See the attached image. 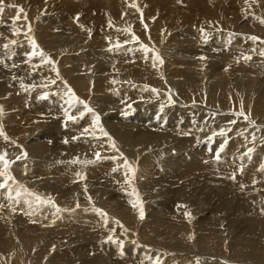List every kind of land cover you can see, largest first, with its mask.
I'll return each instance as SVG.
<instances>
[{"label": "rangeland", "instance_id": "1", "mask_svg": "<svg viewBox=\"0 0 264 264\" xmlns=\"http://www.w3.org/2000/svg\"><path fill=\"white\" fill-rule=\"evenodd\" d=\"M6 1L4 2L5 7L9 3V0H6ZM108 1H109V5L110 4L112 5L110 7V11H108L107 13H105V11L103 10L104 7H101L99 4L97 5V2L99 3V0L98 1L97 0H93V1L92 0H67V2L66 0H43V1L42 0H16L15 2V4H17L19 7L23 6L22 8L24 9V12L20 14L22 19L19 21H16L17 23L16 25H18L20 29L21 28L26 29V30L25 29L20 30L19 31L20 35L21 34L30 35L31 31L34 30V27L39 25V28H40L39 39H40V42L43 48L41 49L36 48L38 49V51L42 50L44 55L46 53H49V55H51L52 56L51 58L53 59V57L56 54L53 53V50L52 51H48V50H49V47L53 46L55 42L58 40L57 42L59 44L60 49L56 57H58L57 65L59 68H56L55 65L47 62L46 57L42 58L39 55H37V57L33 56L32 50L30 51L25 50V51L20 52L19 54H15L12 56L4 54L2 58L0 57V91L4 94L1 98L2 100H5L7 103L6 107H8V109L6 112L7 113L14 112V114H17V117L20 120V122L9 120L8 122L2 125L4 133H6V135L10 138L8 141H6L2 136H0V154L5 153V152L7 153L6 159L11 162L10 163L11 167L9 166L10 168H8L6 171L8 175L14 178L11 180H7V183L4 189L3 188L0 189L2 192V193L0 192V206H2L0 207V214H4V216H6L5 219L9 218L11 220V223L9 222L10 224L9 227H11L13 231L15 230L14 232L16 233L17 235L16 238L18 239V240H14L13 242H11L10 243L11 246H9V244L6 246L7 251L11 250L9 251L8 254L0 250V252L2 251L0 253V261L4 262L9 257H12L14 260L15 256L20 254L19 252H21L22 255H29L30 252H33V255H35L36 252L34 251H36L38 249V246H40L41 248L45 247L48 249L46 250L44 248L43 252L41 253L42 255L44 254L43 258H48L50 254L53 255L55 252L60 251L62 249L64 253H66L67 256L69 255L68 257L70 258L72 257L73 259L75 258L74 260L75 262L73 264H82L83 260L91 261L92 259H93L92 264H101V263H98L96 259L98 257H101L99 258V260L102 259V261H107L106 264H109L110 261L116 262L118 264H138L140 263L143 260V258L141 257V251L140 249L133 248L131 245H135L134 244L135 239H136V242L137 241L140 242L141 239H139L138 236L133 234V232L131 231V228L127 229L126 232L122 230L123 228L120 227V225L116 223V220H112L107 217V219L110 220V222H108L107 225H104L106 222L103 223L99 221V223L101 224L99 227L103 225L99 232L101 231L102 232L104 231V232L103 233L101 232L100 234L99 232H94V233H98L101 237H99V235L95 237H88L89 234L87 232H89L90 230L89 227H91L93 225L92 223H95L96 221L94 220V218H98L100 220L101 218H103L99 214H97V212L93 211V209L97 208V209H102V210L106 209L107 211H111V210L119 209L124 203H126L127 205L129 204L128 206L132 207L131 205L132 199H128V198H131L130 196H133L132 195L133 189H130L124 186L125 184L128 185V183H126L125 180L124 181L122 180L123 178H125L123 175H125L127 171L124 162L129 161L130 163H132L133 165L132 168L136 171V167L138 164L135 165L134 163L138 162L137 160H139L142 157V155L146 156L149 154L150 156H152V159L150 160L153 161V156H155L153 155L154 153H161V155L166 154V152H168V149H170L171 147H173L172 149V152H173V150L175 149L174 146H176L182 149L183 154L193 156V162L191 164L193 165L192 170H191L192 175H196V176L202 175V177H205L208 180V176L216 174L217 175L216 177H218L219 179H223V186L221 187L214 181H198L196 183L186 184L181 187H176V188L167 187L166 188L165 186L167 185H165L164 182L166 184L167 183L171 184L172 183L171 180H173L171 178V180L167 179V182L165 181V179L164 181L161 180L160 183L157 184L159 186V188H157L155 187L156 185H153V184L151 185L150 183H149V186L146 185L147 187H145L140 177H137V178L134 177L131 180V183H137V184H138L137 180H140L141 182L140 184H142L140 189L145 195L144 196L145 201L141 200L139 197L138 198H139V201H141L144 206L149 207L148 213L146 215L144 214V218L146 217V220L145 222L143 221V224L141 221L139 231L141 232L146 231V229L150 225L153 224V222L155 221L157 216L160 214V212H163V214L160 215L162 217V219L160 217V221L165 220L164 224H166L165 225L166 227L164 228L168 229L171 224L172 227H178L179 229L183 230V231L179 230L180 232L181 231L184 232L181 234V233L173 231L169 234L168 239L171 240L172 242L175 241L174 239H172V237L176 233L180 235L181 238L180 237L178 238L181 239L182 241L177 239L176 241L177 243L174 244L175 251L170 250L171 252H169L166 248H165L166 250L160 249V251L164 253L163 254L161 253L160 255H156V258L154 259L155 261L153 260L154 264L156 263L157 260L160 261V259H161L160 264L162 263L171 264L172 262H173L172 264H192L194 262H195L194 264H234V263L235 264H264L258 261L255 262L254 259H252L253 255L248 249V246H246L245 244V242L252 243L256 246L255 247L256 249L258 245L261 248L264 247V236H263L264 235V227H263L264 226V196H262V199L260 198V201L262 202L261 205H257V204L246 205L241 202L243 200H239V203L240 202L241 203L234 204V207L231 206L230 208H227L225 206L227 197L230 198L229 200L234 199V201H238V197H240L241 194L245 193L244 191H241V190H244L245 188L249 187V185H253V186L258 185V183L256 182H258L261 178V177L257 178V176L260 174V169H261V166H260L261 164L259 162H260V157H264V151L262 153L260 152L253 153L256 161L253 158L252 160L248 161L249 163L248 165H245L244 169H246L245 171L247 172V174L241 178V184L243 185L244 189L241 187L239 190L240 181H236V175L233 169L236 167L238 162H243V159L245 160V154L247 153L250 154L249 152L254 151L257 148V146L256 144H252L249 141V143H246L248 146L246 144L243 146V149H242L243 153H241V158L235 157V155H233L232 160H228L229 156H225V154L220 153L219 156L224 155V157L227 158L225 159L224 164L223 162H220L219 159H217V156L212 155L208 157L207 156L209 154L208 142L210 141V139H212L211 142L215 143L216 141L213 140L215 136L214 133H217V135L220 133V131L218 130H216V132H214L213 134L211 133V129L217 128V124L215 125L214 119L209 120V122L207 120L209 119L207 118L209 114L210 113L214 114V113L210 112L209 109H202V108L207 107L206 105L208 101H204L203 104L199 103L198 101V109H190V110H195L193 113H198V112L203 111L204 115L201 116L200 119H198L199 115L197 116V119H198L196 120L197 123L195 121H194L195 123L193 121L190 122L192 120V118H190L188 119V124L186 123L187 127L184 126L185 125L184 122H179L180 125H175L173 122H170L168 126H161V124L165 123V121L163 120L165 119L168 113H180L182 115V111L186 113L187 110L183 109V105H184V101L182 100V98L184 99L183 96L180 97L179 95H176V94L172 95L169 89L166 90L167 92H164V90L154 88L155 92L153 89L152 91L155 95L144 96V98H146L147 100L152 98L153 101L142 103L144 105L138 104L137 108L139 109L135 108L136 106H133L132 108L131 107L127 108L128 111H125V110H121V106L117 104L115 107L111 108V111H113L112 112L113 116L107 115L106 114L107 110L105 109L98 110L96 113L100 117L99 121L101 122V124L97 129L103 128L104 131L108 133V136H105L102 138L94 137L93 136L94 133L90 131L85 133L83 130L82 132H75L73 134H68L66 132L56 130L58 121L56 120L55 117L57 116V114L60 115L61 113H65V111L64 112L63 110L60 111L57 108L60 105V103H57L58 100L49 101L47 103H44L43 106H40L38 108L40 110L33 109V110H30V113H29V110H27V107L29 106L31 100L32 99L34 100L35 97L36 98L37 96L40 97L41 95L46 94V93H48L49 95L52 94L49 91L50 89L46 88V86L51 85L50 83L46 85L47 82H53L55 80V83H58L62 80V78H65L66 80L62 84V86L61 84L57 85L58 87L59 86L62 87V88H59L60 92L58 93H61V95L67 96V98L70 99L72 94L75 95V91H76L75 97L79 98V101H81V98H84L85 96H87L89 87L86 85L82 76L79 77L77 75H73V76H68L67 78V72H69L74 66L79 68L81 72L83 73L82 62L76 59L69 52L67 43L71 38L70 37H60L58 39L57 29L61 25L63 26L66 24L71 27L72 25L78 23L77 17L80 18L79 20H82L81 19L82 17L84 19L86 18L84 20L85 21L84 29L88 37L86 35L85 36L87 38L84 36L85 39L83 38V36L77 37V38H74V41L79 40V39L81 40V38H83L85 41H88L90 43L88 44L89 46L92 44L91 45L92 47L90 46L91 47L90 48L91 53L89 55L90 57V56H93L94 54L93 50L95 49L94 48L95 46L97 48L95 49L97 50V52L100 49H101L100 51H102V50H108L110 48L111 49L114 48V47H110V48L106 47L107 49L106 48L103 49L102 47H98L96 45L102 41L104 43H107L108 39L106 41L105 36L106 34L108 35L110 33L109 34L110 39H113L114 37L115 39H117L115 40L116 42L114 45L116 46L115 52H117L119 50V48H117L118 47L117 44L120 43L119 47L123 46L122 43L127 42V40H125L126 36L123 37V33H121L122 31L118 33L115 30L116 32L115 33L114 30L110 29L111 27L110 25H116L113 23L115 21L113 19L114 13L116 12L118 14L122 13V15L125 14L124 8L127 6L126 4L130 5L131 1L124 0L126 4L124 3V1H121V0H107L106 2L108 3ZM158 1H160V4L158 3ZM158 1L141 0L142 5H140V8H143V9L140 10V12H138L140 13L138 14V17L132 16L133 21H138L139 19L141 27L143 25H144L143 27H145L147 20L153 21L158 16L159 17L161 16L162 18L161 22L162 23L164 22L162 26V30H164V32L166 33L168 32V34H169V31H171V33L173 34L176 33V36L178 38H184L186 40V43H185L186 48L194 51L195 53H198L197 58H199V56H203L204 54H206L205 58H208L209 55H213L215 54V52L221 53L224 51V53L228 54V51L226 52L225 50L229 46H231V44H229V46L228 44L225 45V42L223 43V41H224V38L230 35V31H227V30L220 31V29H218L219 27H221L220 22L219 24L218 22L217 23L214 22L218 20L220 21L219 17L223 15L221 14L223 12L221 11L218 5L224 6V7L223 6L221 7L226 9V14L233 13L234 15H236L238 12L243 11L240 8H242L245 2L242 3V1L240 2V0H228V1L220 0V2L222 3L215 5V4H211L212 3L211 0L210 1L200 0L201 3L199 2V0H194V1H191V0H185V1L183 0H158ZM161 2L162 3L164 2L163 5ZM248 2L250 6L248 9H255V10L259 9V10L264 11V7H263L264 4L263 6L259 5L260 0H248ZM152 3H154L155 5L157 4L155 6L157 10L154 6L153 7L151 6ZM11 5H14V4H11ZM202 5H204L203 8H206V7L207 8L205 10H201L203 9ZM122 7H123V10L121 11ZM200 7L201 9H199ZM10 9H14L16 12L14 11L15 12L14 14L8 15V16L3 15V13H0L1 15H3V16H0L2 17L0 18V20L2 21L3 19V21H5L3 22V24L4 23L6 24V25H3L2 22L0 21L2 24L0 26L1 28L0 30L4 32L3 38L5 40H6L5 33H12V34L14 33L12 30L13 26L11 27L9 25H11L10 23H13L12 21H13V18L16 17L17 10L16 8H10ZM26 9L28 10V12L25 11ZM144 9H146L150 13H146L147 11H143ZM153 9H155L156 11L155 10L153 11ZM5 11H8V9H5ZM31 12L34 13L35 20L33 18L31 19L30 17ZM25 14H26V20L23 19ZM28 17H29V20H28ZM249 18H250L249 14L244 15L237 21L236 24L243 26L245 30H250L252 27L249 24L250 22ZM252 18L256 20L255 17L252 16ZM6 19L8 20V23L10 22L9 25L6 22L7 21ZM55 19L57 20L56 22H55ZM171 20H174V21L172 22ZM141 21L144 22L143 25L141 24L142 23ZM20 23H23L24 25ZM32 23H35V25L34 26L30 25ZM50 23H52V25H55L56 27L52 26ZM148 24H151V22H148ZM29 26H31L30 32L28 31ZM46 26H52L51 30L46 31L45 29ZM260 27L264 28V24H260ZM135 28L136 27L132 23L124 27L126 31L128 30L127 33H129V30L136 33V31H134ZM10 29L12 30V32H9ZM116 29L120 30L119 28H116ZM162 30H160V32L157 31L158 35L155 34L154 37L159 38L160 37L159 33H161ZM88 31H89V34H87ZM225 31H226V34L224 33ZM198 32L200 33V35ZM91 33H92V36H91ZM114 33L116 34L117 37L114 36ZM219 33L221 37H219L220 36ZM48 34H50L51 37H48L47 36ZM117 34H119V37ZM136 34L141 35L142 33L138 32ZM162 34H163V31H162ZM206 34L207 36H205ZM209 34L211 37L208 36ZM111 36H114V37L112 38ZM222 36L224 38H222ZM207 37L208 39H206ZM151 38H152V35H151ZM198 38L200 41L198 40ZM211 38H214V39H211ZM100 39L102 41H100ZM148 39H149L148 40L149 42L150 41L149 35H148ZM201 39H206L207 42L206 40L201 42ZM97 40H99V43L95 42ZM188 40H191V41L188 42ZM0 41H1L0 49L5 48L4 45H8V47L11 45V43L9 42H5V41L3 42L2 40ZM7 41H13V40H7ZM212 41L214 42L211 43ZM161 42H163V39H161ZM191 42L192 43L194 42L196 44H191ZM219 42L221 43L220 46H219ZM155 44L158 45L157 39L155 40ZM197 44L198 45L201 44L200 46L202 48L200 46L198 47ZM211 44L213 45V47ZM22 45L26 46V44L21 43L20 46ZM21 48L23 49V47ZM29 48L34 49L31 44ZM130 48L132 47H129L128 49ZM236 49L239 51V48H236ZM133 54L134 53H132V55ZM26 57H30L34 61L29 62L26 59H23ZM233 57H236V56H233ZM26 65L28 66L26 67ZM98 75L96 76L98 77ZM21 76H23V79L20 78ZM16 78L19 79V83L14 82ZM90 78L93 79L92 77ZM39 79L43 81L42 84L37 83ZM93 80L88 81V84L90 85L91 88L95 87V86H92L95 83ZM12 82L14 83L13 86L7 85L8 83H12ZM36 83L40 85H37ZM113 84L117 86L122 85V83H119L118 81L116 83L114 81ZM10 87L12 88V90H9ZM42 87L44 88V90H42L43 89ZM19 88H22L23 90L21 92L17 91V89ZM69 89H71V92H69ZM111 89L112 88L108 87L107 84L104 85V93L109 94L110 92H112V95L110 96L112 99L114 100L120 99L119 96H117V92H116L117 89L116 90L115 89L111 90ZM27 90L30 91L29 95H24ZM45 90L48 92H45ZM118 91H120V89ZM91 93H93V91ZM101 93L102 91L100 92L96 91L93 94H96L95 96L97 97H102ZM160 94H163L165 98L163 99L160 98L161 97ZM170 95L176 98V101H175L176 103H174V101L170 99H169V102L166 103V98L167 97L170 98ZM211 95L212 96L210 97L214 103L216 101V98L218 99L220 98L219 96H214L213 93ZM25 96H30L29 98L30 100L26 99ZM45 98L48 99L47 97ZM144 98L143 96L140 98L142 102L146 101L144 100ZM37 100L43 101L40 99H35L34 102L35 103L38 102ZM126 101H128L129 103L134 102L135 105L139 102L138 100L130 101L127 98L124 102ZM76 103L80 105L79 102H76ZM0 104L2 105L3 103H0ZM177 104L178 106L180 105V108H182V111L180 109L175 110V107H172ZM102 105L103 104H101L100 107H103ZM54 106H57V107H54ZM170 106L172 108H169ZM145 107L149 108L147 109V113L138 115L137 113H140L141 111L140 109H142L143 111V108ZM153 108H156L157 110L153 111L154 110ZM49 109H54V110H49ZM91 109L93 111H96L94 108H91ZM131 110L133 112H130ZM32 111L33 113H35L34 117L38 115L40 116L41 119L47 118L50 122L48 121L46 125L36 126L34 124V121L28 118L29 116L32 117L33 115ZM45 111L46 112L48 111V113H45ZM26 112L28 114H26ZM165 112L167 113L166 115L158 118L159 115H163L165 114ZM125 113L127 114L125 115ZM227 113L229 112H226L224 115H226ZM215 114L219 115L218 112ZM234 115L236 114H233V116ZM90 116H91L90 122H88L87 124H91V122L93 121L92 112H90ZM1 117L3 118L5 116L0 115V121L2 122L4 118L2 119ZM256 117L263 118V116L259 114H257ZM256 121L257 123L256 125L253 126V128L256 132L257 137L260 138L258 141H260L264 137V126L260 125L257 119ZM92 124L94 126H97L94 122H92ZM243 124L240 123L241 128H243ZM45 127L51 130L52 129L55 130V131L52 130L54 134L51 137L46 133L40 134V132H42ZM189 129H192V130H189ZM26 130L30 131L31 134L30 133L28 134L27 132H25ZM178 131L183 132L182 133L183 135L180 134L183 137L184 135L185 137L187 136V138L196 136L197 141L195 140L196 143L195 145H193V148H191V146H186L184 144H181L180 139L182 138H176L173 135V134L178 133ZM189 131L191 133L195 132L194 136L191 135ZM235 131L241 133V130L240 131L235 130ZM202 133L203 135H201ZM197 135L198 136L200 135V136L198 137ZM73 137H76L77 139H73ZM109 137L111 139H109ZM244 138H247V137H243L242 139ZM65 139H67L68 143L64 142ZM113 143L115 144V148L111 146ZM260 143L262 142L258 143L259 146L261 145ZM237 144L238 143L234 142V144H232L229 147V150L235 151V149H237L236 148ZM102 146H105V148L103 147L104 148L103 150L105 151V153L103 154V157L101 158V159H104V162L100 165H95L97 163L95 162L96 161V156H95L96 150L99 151L100 147ZM246 147H248V149ZM249 147H252V148H249ZM137 152L139 155L137 156L138 159L136 157V162H135V155L133 156V154ZM24 153H26L27 155L24 156ZM140 153H142V155ZM18 157L20 158L17 159ZM28 157H30V159H33V161L31 162V164L28 165L29 168L24 169L26 171V174H25L26 176L21 175L23 173L21 174L16 173L18 172V170H20L21 167L24 166L25 160ZM126 157L127 158L129 157L128 160L125 159ZM73 161H76V162L74 163ZM87 161H92V163H86ZM219 162H220V166L218 165ZM263 165H264V160H263ZM158 166H160V164H158ZM2 167L3 165L0 164V169ZM103 168L111 169L112 173L111 172L106 173L107 170L103 172ZM114 168L117 170L113 171ZM13 169H17V170L12 171ZM27 169H30V170H27ZM2 171H5V169ZM91 175H94L95 177H91L89 181L84 182L85 180L82 177H87ZM105 175L108 177H106ZM172 175L173 174L171 173L166 176H172ZM233 175H235V179H232ZM119 179H121L122 181H120ZM116 180H119V181H116ZM43 181H46V182L44 183ZM112 181H113V184H112ZM168 181H171V182H168ZM186 181L187 179H185L184 182ZM2 182L4 181H0V183ZM94 182L95 183L97 182L98 184L96 183L94 185H90V183H94ZM148 182H150V178ZM85 186L87 187V191H85ZM248 189L251 191L250 193L254 191L252 189V186L249 187ZM6 190L10 191V196L12 198L18 201L30 203V205L35 207L38 213H34L33 212L34 209L33 211L31 210L32 212L30 210H28L29 211L28 212L27 207L24 208L23 206L18 205L15 202H11L8 198V195H6L7 194ZM135 190L137 193L135 198H137V196H139V192H138L139 188L136 187ZM17 192L20 193L19 196L16 195ZM28 193H32V195H28ZM5 196L8 199H6ZM37 196L40 197V200L36 199ZM242 196H243L242 198L244 199L245 198L244 195ZM31 197L33 198V201L30 202L28 199H30ZM43 201H49V202L44 203ZM141 202L139 204H141ZM77 204L79 205V207H77ZM238 206H239L238 208L239 211L238 209L236 210ZM57 207L61 209L60 212L56 211ZM138 208L139 207L135 208V212L137 211L136 209ZM138 212L139 211H137L136 213L139 216ZM143 212L145 213V209H143ZM184 212L190 213V216H186V215L181 216ZM32 213L35 214L34 217L32 216ZM44 213H52V215H48V217H44L42 216L44 215ZM64 213H65V216H64ZM28 215H31V216H28ZM49 216H52L53 218L50 219ZM73 216H79L80 219L79 217H77L76 219H79L80 221L79 220L78 221L82 222V224H74L72 222V221H75L73 219ZM19 217L26 218L28 222L31 221L32 223H34V225L40 228L44 226L53 227L55 232L54 234L50 235L49 239L47 240L51 244V249L48 248L49 246H45V244H42L40 242L33 243V242H37L38 240L37 241L32 240L30 241L31 243H26L28 242L26 241L27 240L26 238H20L16 232L17 230L16 228H21L19 226L18 221L22 219ZM252 218H256V219L252 220ZM32 219L34 220L32 221ZM42 219L43 220L45 219V220L42 221ZM84 219H87V220H84ZM167 219L170 220L169 222L170 224H168ZM68 221L72 222L71 224L73 226L67 223ZM192 221H193V224L191 223ZM90 224L92 225L90 226ZM181 224L187 225V227L185 228V226ZM134 225L135 224H132L131 226L134 227ZM72 229L74 231L76 229L78 230V232L83 231V233L80 232V233H74L73 235H71L69 231H71ZM137 231H138V227L136 228L135 233H137ZM260 231H262L261 233L263 235L260 233ZM212 233L215 234L214 237L212 236ZM36 234L41 235L38 232ZM259 234H260V237H258ZM109 235H112L113 239L123 241L122 250L116 244H113L111 242H105L107 241V237ZM210 237H213V238L210 239ZM133 238H135L134 241H133ZM254 239H256V241ZM146 240L148 241V239ZM152 241L153 242L155 241L154 243L156 244L158 243L161 245V243H159L156 239H153ZM148 242H150V240ZM181 243L183 245H181ZM12 244H14L13 247H12ZM78 244H80V246H78ZM147 244L149 245V243H145L144 245L148 246ZM240 244L241 246H239ZM162 246H164V244H162ZM10 247H12V249ZM75 248H78L79 251L81 252H79L78 249H75ZM133 249H134V254L130 252ZM189 250L191 251L192 254L189 252ZM259 256L264 257V252L262 251L259 254ZM76 258H78V260H76ZM163 258L165 261L162 260ZM169 258L171 260L170 262H168ZM28 260L33 261L31 257H28ZM183 260L185 262H183ZM58 263L65 264L63 260L58 261Z\"/></svg>", "mask_w": 264, "mask_h": 264}, {"label": "bare ground", "instance_id": "2", "mask_svg": "<svg viewBox=\"0 0 264 264\" xmlns=\"http://www.w3.org/2000/svg\"><path fill=\"white\" fill-rule=\"evenodd\" d=\"M5 1L6 0H3V3ZM106 1L107 0H99V3L97 2V5L99 4L101 7H104L103 10L105 11V13L110 11V7L112 5V4L109 5V1H108V3ZM121 1H124V0H121ZM130 1H131V3L134 2L140 10L143 9V8H140V5H142L141 0H130ZM156 1H158V0H156ZM183 1H185V0H183ZM191 1H194V0H191ZM241 1H242V3L245 2V4H243V6L240 4L242 6V8H240V9L243 11L238 12L236 15H234L233 13L226 14V9L223 8L224 6L218 5L220 7L221 11L223 12V13H221L223 15L221 17H219L220 21L218 20V21H214V22L215 23L218 22V24L220 22L221 27L218 28V29H220V31L221 30L230 31V35L227 36L226 38H224L222 36V38H224V41L223 40L222 41H223V43L225 42V45L228 44V46H229V44H231V46H229L225 50L226 52L228 51V54L224 53V51L221 53L215 52V54H213V55L208 54L210 56V57L208 56V58H205L206 54H204V53H203L204 54L203 56H199V58H197L198 53H195L194 51L186 48V46H185L186 40L184 38H178L176 36V33L173 34V33H171V31H169V34H168V32L167 33L164 32V30H162V26H163L164 22L163 23L161 22L162 21L161 16L160 17L158 16L153 21L147 20V23H146L147 27H143L144 22L141 23L143 25L141 27L140 22H139L140 20L138 19V21H133V18H132V16L138 17V14H140L138 12H140V11H137V7H131L129 4H126L125 1H124V3L127 5L126 7L124 6L125 7L124 8L125 14L122 15V13L118 14L117 12L114 13L113 19L116 21V23H115V21L113 23L116 25H110L111 26L110 29L114 30V32H115V30L118 33H120L122 31L121 33H123V37L126 36L125 40H127V42H123L122 43L123 46H121V47L118 46L117 48H119V50L117 52H115L116 46H114L115 42H116L115 40H117L114 37V36H116V34H115L116 32L114 33V36H111L112 38L114 37L113 39H110V37H109L110 33L108 32L109 34L108 35L106 34V36H105L106 37L105 40L107 41V39H108L107 43H104L100 39V41H102V42L99 43V40H97L95 42H98L99 44H96V45L98 47H102L103 49L106 47H109V48L114 47V48H112V49L110 48L108 50H102V51H100L101 49L100 50L98 49L99 51L97 52V50H95V49H97L95 46L94 47L95 49L93 50L94 51L93 56L89 57V55L91 53L90 48L92 47L91 46L92 44L90 45L91 46L90 47L88 45L90 43L88 41L84 40L85 39L84 36L86 35V31L84 29L85 28V21L84 20L86 18L84 19L82 17L81 18L82 20H79L80 18H78V23L72 25L71 27L69 25H66V24L63 26L62 25L59 26L57 29L58 39L60 37H70L71 39L67 43V47L69 49V52L76 59H78L79 61L82 62L83 73L81 72V70L79 68L74 66L69 72H67V78H68V76H73V75H77L79 77L82 76L86 85L89 87V90L87 92V96H85L84 98H81V101H83L84 103H82V104L80 103V105H78V103H76V101H73L72 105H70L68 102L69 98H67V96L61 95V93H58V92H60L59 88H62L61 86L66 80L65 78H62V80L58 83L47 82L46 85H48L49 83L51 85L46 86V88L47 89L49 88L50 89L49 91L52 94L49 95L48 93H46V94H43L41 96L39 95L40 97H38V96H37V98L35 97L34 100L40 99L43 101L37 100L38 102L35 103L34 100L32 99L34 103L31 100L29 106L27 107V110H29V113H30V110L38 109L40 106H43L44 103H47L49 101L58 100L57 103H60V105L58 107L57 106H54V107H57L60 111L63 110V112L65 110H67L68 115L76 117V120L75 121L69 120L67 118V116L65 115V113H61L60 115L57 114V116L55 117L56 120L58 121V125L56 126V128H57L56 130L66 132L68 134H73L75 132H82L85 128H87L88 131L94 133L93 134L94 137L102 138L105 136H103L102 132H99L100 129H97L101 124L100 121L98 123H95L97 126H94L92 124L93 121L91 122V124H87L88 122H90L91 116H90V112L86 111L84 104H87L88 107L94 108L96 110V111L92 112V115H93V113L98 115L96 113L98 110L105 109V110H107L106 111L107 115L113 116V113H112L113 111H111V108L115 107L117 104H119L121 106V110L128 111L127 108H129V106L131 108L133 106H136L135 108H137L138 104L153 101L152 98L149 100L144 98V96L155 95L153 93L152 89L154 90V88H158L160 90H164V92H167L166 90L169 89V91L172 95L176 94V95H179L180 97L181 96L184 97V99L182 98V100L184 101L183 109L187 110V112L184 113V111H182V108H180V105L178 106V104L175 106H172V107H175V110L180 109L182 111V115L180 113H168L167 114L166 112L163 115H159V116L157 115L159 118V117H162V116L167 114V116L163 120V121H165V123L161 124V126H168V124L170 122H173L175 125H180L179 122H184L185 123L184 126H186V123L188 124V119L192 118V120L191 121L189 120V121L190 122H192V121L196 122V120L200 119V117L204 115L203 111L198 112V113H193L195 110H190V109H198V101L201 104H203L204 101H208L207 105H206L207 107L202 108V109H209L210 112H213L214 114L208 113L209 116L207 118H209V119H207V120L209 122V120L214 119L215 125L217 124V128H215V129L210 128L211 133L213 134L214 132H216V130L220 131V133L218 135H217V133H214L215 136H214L213 140L216 141L217 143L216 142L212 143L211 142L212 139H210V137H209L210 141L208 142V151H209V154L207 155L208 157L212 156V155L219 156L220 153H223V154H225V156H229L228 160H232L233 155H235V157L241 158V153H243V151H242L243 146L246 143H249V141L252 144H256V146L258 148V149L256 148L252 152H249L250 154H248V153L245 154V160L243 159V162H238L236 167L233 169V171L235 172V175H236V181H240L239 182V190H240L241 185H242L241 184V178L247 174V172L245 171L246 169H244L245 165H248L249 164L248 161L252 160L253 158L256 161L253 153H255V152L262 153L264 151V140H263L264 137L262 138V140L258 141L260 138L257 137L256 132L253 128V126L256 125V123H257L256 119L259 121L260 125L264 126V56L260 55V52L262 50H264V43H262V41H264V28H261L260 24H264V23H261L260 19H258V18L264 19V11L259 10V9H257V10L248 9L250 7L249 6L250 1L248 2V0H240V2ZM15 2H16V0H9V3L7 5H11V4L17 5V4H15ZM66 2H67V0H66ZM94 2H96V1H94ZM174 2H176V1H174ZM199 2H200V0H199ZM211 2H212L211 4H215V5L222 3V2H220V0H211ZM113 3H114V1H113ZM158 3L160 4V1H158ZM163 3H162V5H163ZM183 4H184V2H183ZM263 4H264V0L263 1L260 0L259 5L263 6ZM114 5H115V3H114ZM156 5L154 3L151 4L152 7L153 6L155 7ZM165 5H167V4H165ZM203 6L204 5H202V8H203ZM221 6H223V7H221ZM206 8L201 9V7H200L199 9L205 10ZM5 9H8V11H4L3 15L8 16V15H12L16 12L14 9H10L7 6L5 7ZM27 9L25 11L28 12ZM122 10H123V7H122L121 11ZM154 10L155 9H153V11ZM156 10H157V8H156ZM143 11H147V10L144 9ZM33 12H31V14H30L31 19L35 18ZM146 13H150V12L147 11ZM37 14H35V15H37ZM248 14L250 15L249 24L252 28L250 30H245L243 26L236 24V23L242 16L248 15ZM3 15L0 14V16H3ZM16 15H17V13H16ZM152 15H153V13H152ZM252 16L255 17L256 20L253 19ZM0 18H2V17H0ZM28 20H29V17H28ZM56 21L57 20L55 19V22ZM171 21L173 22L174 20H171ZM1 22L3 24V22H5V21H3V19H2ZM1 22H0V26L2 25ZM6 22L8 23V20ZM148 22H151V24H148ZM9 23H8V25H9ZM52 23H50V24L52 25ZM130 23H132L136 27L135 28L136 30L134 29V31H136V33L140 32L142 34L137 35L135 32H132L130 30H129V33H127L128 30L126 31L124 29V27L128 26V24H130ZM10 24L11 25H9V26L12 27L13 23H10ZM20 24H23V23H20ZM24 24H25V22H24ZM3 25H6V24L4 23ZM30 25L34 26L35 23H32ZM81 25H83V27H81ZM52 26L56 27L55 25H52ZM52 26H46L45 27L46 31H50ZM166 26H168V25H166ZM214 26H215V24H214ZM30 28H31V26H30ZM108 28H109V26H108ZM116 28H119L120 30H117ZM23 29H25V28H21V30H23ZM12 30H13V28H12ZM12 30L10 29L9 32H12ZM112 30H111V32H112ZM160 30L163 31V34L161 31V33H159L160 34L159 38L154 37L155 34L158 35V32H160ZM1 31L2 30H0V40H2L3 42L4 41L9 42V43H11V41H7V40H14L15 39L14 41H16L15 44L11 43V45L9 47L0 49V57L1 58L4 56V54L12 56L15 54H19L20 52L25 51V50H29V51L32 50V53H33L34 51L38 52V49L43 48L41 45L40 39H39V35H40L39 25L34 27V30L31 31L30 35L29 34H27V35L21 34L20 35V33H18V34L5 33L6 40L3 38L4 32L3 31L1 32ZM224 33L226 34V31ZM87 34H89V31ZM111 34H113V33H111ZM133 34L135 35V37L139 36L138 40L133 39ZM207 34L205 36H207ZM117 35L119 37V34H117ZM148 35L150 38L149 42H148V40H149ZM151 35H152V38H151ZM199 35H200V33H199ZM215 35H216V33H215ZM219 35H220V33H219ZM47 36L51 37L50 34H48ZM81 36H83L84 39L81 38V40L79 39V40L74 41V38L81 37ZM91 36H92V33H91ZM208 36H210V34ZM252 36L259 37L260 39L257 41H253V40L249 39V37H252ZM219 37H221V35ZM30 39H34L35 43H37V45H38V49H30L29 48L30 44H31ZM156 39H157L158 45L155 44ZM161 39H163V42H161ZM206 39H208V37ZM206 39H201V42H203ZM211 39H214V38H211ZM198 40H199V38H198ZM57 41L55 42V44L53 46L49 47V50H48V51L53 50V53L56 54L53 57V59L51 58L52 56L49 55V53H46L44 55V57H46L47 62L51 58L50 59L51 62H49V63L55 65L56 68H59L57 65L58 64V62H57L58 57H56V56H57V53L59 52L60 47H59V44ZM189 41H191V40H188V42ZM206 42H207V40H206ZM213 42L214 41H212L211 43H213ZM21 43L26 44V46H23V45L20 46ZM131 43H132V45H131ZM119 44H117V45H119ZM191 44H196V43L191 42ZM220 44L221 43L219 42V46H220ZM141 45L148 47L149 52L147 53V55L142 51ZM200 45H198V47ZM153 46H154V48H153ZM21 47H23V49ZM129 47H132V48L128 49ZM212 47H213V45H212ZM236 48H239V51ZM43 50H45V49H43ZM198 50H199V48H198ZM253 50H255V51H253ZM113 52H115V53H113ZM132 53H134V54L132 55ZM156 55H158L160 57V59L163 61V63H160L159 60H154ZM200 55H201V53H200ZM233 56H236V57H233ZM245 56H250L251 59L246 61L244 59ZM36 57H37V55H36ZM201 57H203L204 59H201ZM23 59H26L29 62L34 61L30 57H26ZM154 64H155V66H154ZM28 65H26V67ZM21 74H22V72H21ZM258 74H260V75H258ZM96 75H98V77ZM90 77H92L94 80L91 79ZM20 78L23 79V76H21ZM89 80H93L95 82L94 85H92L95 87H93V88L90 87V85L88 84ZM114 81H115V83L118 81L119 83H122V85L121 84H120L121 86L114 85L113 84ZM14 82L19 83V79L16 78ZM37 83L42 84L43 81L41 79H39L37 81ZM58 84H61V86L58 87L57 86ZM105 84H107L108 87H111L112 89H115V90L117 89V91H116L117 96H119L120 99H117V100L112 99L110 97L112 95V92H110L109 94L104 93V85ZM7 85L13 86L14 83L13 82L8 83ZM37 85H40V84H37ZM10 88H9V90H12V88L11 89ZM7 89H8V87H7ZM106 89H107V87H106ZM119 89H120V91H118ZM22 90H23L22 88L17 89V91H19V92H21ZM42 90H44V88ZM90 91L91 92L93 91V93L96 91L97 92L102 91V93H101L102 97H97V96H95L96 94H93ZM29 92L30 91L27 90L26 91L27 94L25 93L24 95H29ZM45 92H48V91L45 90ZM105 92H107V91H105ZM212 93L214 94V96L220 97L219 99L216 98L215 103L213 102V100L210 97V96H212L211 95ZM3 95L4 94L0 91V103H3L2 105L0 104V106L3 107L2 116H5V117H3L4 120L2 122L0 121L1 125L8 122L9 120H13L15 122H18V121L20 122V120L17 117V114H14V112L13 113L12 112H10V113L6 112L8 107H6L7 106L6 101L2 100V98H1ZM20 95H21V93H20ZM75 95H76V91H75ZM160 95H161L160 98H162V99L165 98V96L163 94H160ZM172 95H170V98H168V97L166 98V103L169 102V99L173 100L174 103H176L175 102L176 98L172 97ZM142 96H143L144 100H146V101L142 102V100L140 99ZM45 97H47L48 99H46ZM25 98L30 100L29 99L30 96H25ZM31 98H32V96H31ZM126 98L129 99L130 101H137L138 100L139 102L136 105L134 104V102H130V103L128 101L124 102L126 100ZM101 104H103L102 105L103 107H100ZM201 104H199V105H201ZM27 105H28V103H27ZM142 105H144V104H142ZM142 107H144V106H142ZM153 107H154V105H153ZM172 107L170 106L169 108H172ZM137 109H139V108H137ZM147 109H149V108L145 107V108H143V111H142V109H140L142 112L140 111V113H137V114L138 115L146 114ZM153 109H154L153 111L157 110L156 108H153ZM38 110H40V109H38ZM49 110H54V109H49ZM175 110H173V111H175ZM81 112L85 113L82 118L80 117ZM130 112H133V111L131 110ZM217 112L219 113V115L215 114ZM226 112H229V113L224 115ZM241 112L243 113V115H240ZM32 113H33V111H32ZM45 113H48V111L47 112L45 111ZM232 113L236 114V115L233 116ZM26 114H28V113L26 112ZM34 114L35 113H33L32 117L29 116L28 118L33 120L34 124L36 126L46 125V123L49 121L47 118L41 119L40 116H38V115L34 117ZM131 114H133V113H131ZM257 114L263 116V118L256 117ZM198 115H199V117L197 119ZM154 116H155V114H154ZM245 117H247V119H245ZM201 121H203V120H201ZM232 121H235V123H232ZM243 122H244V124H243ZM240 123L243 124V128L240 127ZM52 130H54V129H52ZM52 130L45 127L43 129V131L40 132V134L46 133L51 137L54 134V132ZM189 130H192V129H189ZM235 130H239V131L241 130V133L236 132ZM25 132H27L28 134L29 133L31 134L30 131L26 130ZM221 132H223V134H221ZM182 133H183L182 131H178V133L173 134V135L176 138H182V139H180L181 144H184L186 146H191V148H193V145H195V143L197 141L196 136H194L195 132H192V133L190 132L191 135L194 136L191 138H187V136L185 137V135H184V137L181 136V135H183ZM199 133H200V131H199ZM201 135H203V133ZM243 137H247V138L242 139ZM232 140H234V141H232ZM234 142L238 143L236 145L237 149H235V151L229 150V147L232 144H234ZM259 142H262V143H260L261 144L260 146L258 145ZM103 147L105 148V146H102V147H100L99 151L96 150V154H95L96 161L95 162H97V163L95 165H100L104 162V159H101L103 157V154L105 153V151L103 150L104 149ZM174 147H175V149H174L175 152H174V150L172 152L173 147H171L170 149H168L169 153L166 152V154H162V155H161V153H154L153 155H155V156H153V161L150 160V159H152V156H150L149 154L144 156V155H142V153H140L142 155V157L139 160H137L138 162H136V157L139 154H138V152L133 154V156L135 155V162H136L134 164L135 165L138 164V165L136 167V171H134V174L132 171H130L128 168H126L127 176H128V178H130V183H128V185L125 184L124 186H126L130 189L138 187L139 188V191H138L139 196L138 197L141 200L145 199V197H144L145 195L142 192V190L140 189L142 184H140L141 183L140 180H137L138 184L137 183H131V180L134 177H136V178L140 177L141 181L145 187H147L146 185L149 186V183H150L151 185L152 184L156 185L155 187L159 188V186L157 184L160 183L161 180L164 181V179H165V181L167 182V179L171 180V178L173 179V180H171L172 181L171 184H169V183L166 184L164 182V184L167 185V186H165L162 183L166 188L167 187H171V188L181 187L183 185L190 184V183H196L198 181H214L218 185H220L221 187L223 186V179H219L218 177H216L217 176L216 174L208 176V180L205 177H202V175H198V176L192 175L191 170H192L193 165H191V164L193 162V156L183 154L182 149H180L176 146H174ZM238 148H240V149H238ZM246 148L248 149V147H246ZM249 148H252V147H249ZM244 150H245V148H244ZM97 153H99V158H97ZM234 153H236V154H234ZM100 154H102V155H100ZM128 158L126 157L125 159L128 160ZM137 159H138V157H137ZM225 159H227V158L224 157V155L219 156V160H220V162H223V164L225 162ZM263 160H264V157H260L259 163L261 165H263ZM32 161H33V159H30V157H28L25 160L24 166L21 167L20 170H18V172H16V173H20V174L23 173L21 175H25L26 171L24 169L29 168L28 165L31 164ZM204 161H206V160H204ZM220 162L218 164L219 166H220ZM124 163L131 165V168L133 166L132 163H130L129 161H126ZM158 164H160V166H158ZM241 168L243 169L242 172L240 171ZM2 170H4L3 167L0 169V171H2ZM15 170H17V169H13L12 171H15ZM27 170H30V169H27ZM106 170H107L106 173L111 172V169L103 168V172H105ZM169 172H171L173 175L172 176H166V175L171 174ZM123 176L125 177L122 179L124 181V180H126V176L125 175H123ZM91 177H95V176L91 175V176L82 177V178L85 180L84 182H87L90 180ZM106 177H108V176H106ZM175 177H176V179H175ZM149 178H150V182H148ZM257 178H260V180L258 182H256V183H258V185H256V186L249 185V187L252 186V189L255 192L252 191V193H250L251 191L248 189L249 187H247L245 189L243 188L244 190H241V191H244L245 193L241 194V196H240L241 198L238 197V201H234V199L229 200L230 198L227 197L225 206L227 208H230L231 206L234 207V204L239 203V200H243L241 202L246 204V205H252V204L261 205L262 202L260 201V198L262 199V196H264V192H263V190H264V171L260 170V174L257 176ZM185 179H187L186 182H184ZM4 180H5L4 177H0V181H4ZM119 180L122 181L121 179H119ZM119 180H116V181H119ZM181 180H182V182H181ZM171 181H168V182H171ZM43 182L45 183L46 181H43ZM110 182H111V180H110ZM96 183L95 182L90 183V185H94ZM112 184H113V181H112ZM124 186H122V187H124ZM150 190H152V189H150ZM0 192H1V190H0ZM6 195H8V198H9V196H10L9 190L7 191ZM242 195H244V197H245L244 199L242 198L243 197ZM2 196H3V194H2ZM130 197L131 198H128V199H132V202H131V205H132L133 202H136L137 198H135L134 195L130 196ZM8 198L6 197V199H8ZM9 200L11 202L17 203L18 205L23 206L24 208L27 207V211L28 210L33 211V209H34L33 212L38 213V211H36L35 207L30 205V203H28V202L18 201L14 198L9 199ZM28 200L31 202V201H33V198L31 197ZM128 205L126 203H124L119 209L111 210V211H107L106 209H103V211L107 214L108 218H110L112 220H116V223L119 222L117 224L120 225V227H121V225L123 226L122 230L131 228V231L133 232V234L138 236L139 239H141L140 242L139 241L136 242V239L133 238V241L135 239V242H134L135 245H131L133 248L140 249V251H141V257L143 258V260L138 264H154V261H155L154 259L156 258V255H160L161 253L162 254L164 253V252L160 251V249L166 248L169 252H171L170 250H174L175 249L174 244L177 243L176 241H177V239H179L178 237H180V235L178 233L182 234L184 232H182L183 230L179 229L178 227H172L171 224L169 223L170 220H168V219H167V222H168V224H170V226L168 229L164 228V227H166L165 226L166 224H164L165 220L160 221V217H161L160 215L163 214V212H160V214L157 216V218L155 219L153 224L150 225L146 229V231L141 232V231H139V229H140L139 227L141 225V221H142V224H143V221L145 222L146 217L143 219H140V217L137 215L136 212L139 211L138 209L142 206V207H144L143 209H145L144 214L146 215L148 213L149 207L144 206L141 202V204L137 205V207H139V208L136 209L137 211L135 212V208H133V206L130 207ZM68 206H69V204H68ZM193 206H194V204H193ZM238 208H239V206L236 208V210ZM238 211H239V209H238ZM34 213H32L33 217L35 215ZM184 213H186V212H184ZM184 213L181 216L185 215ZM70 214H68V215H70ZM48 215H52V213H44V215H42V216L48 217ZM28 216H31V215H28ZM64 216H65V213H64ZM80 216H82V215H80ZM167 216H168V214H167ZM5 217L6 216H4V214H0V250H2L4 253L6 252L8 254L9 251H11V250L7 251L6 246L8 244H9V246H11L10 243L13 242L14 240H18V239L16 238L17 235L14 232L15 230L13 231V229H11V227H9V225H10L9 222L11 223V220L9 218L5 219ZM77 217H79V216H73V219L75 221H72V222L74 224H82V222H79L80 217H79V219H76ZM19 218H21V217H19ZM49 218L52 219L53 217L49 216ZM163 218H164V216H163ZM168 218H169V216H168ZM21 219L22 220L18 221L19 226L21 228H16L17 229L16 232L19 235V237L20 238H26L27 239L26 241H28L26 243H31L30 241H32V240H36V241L38 240L37 242H33V243H39L40 242L42 244H45V246H49L48 248L51 249V244L47 240L49 239L50 235L54 234V232H55L53 227H51V226L45 227L44 226V227L40 228V227L34 225V223H32L31 221H30L31 223L28 222V220L26 218H21ZM34 219H32V221ZM161 219H162V217H161ZM254 219H256V218H252V220H254ZM44 220L42 219V221H44ZM84 220H87V219H84ZM94 220H96L95 223H92L93 225L90 224V226L91 225L92 226L89 227L90 230H89V232H87L89 234L88 237L98 236L102 232V231L99 232L101 227L103 226L102 225L101 227H99L101 225L99 223V221L103 222V223L106 222L104 225H107V223L110 222L109 219L105 220V218H101V220L98 218H94ZM89 221H90V219H89ZM72 222L68 221L67 223L71 224ZM15 223H17V222H15ZM46 223H48V222H46ZM191 223L193 224V221ZM132 224H135L134 227L131 226ZM254 224H256V223H254ZM181 225H183V224H181ZM71 226H73V225L71 224ZM71 226H69V227H71ZM183 226H185V228L187 227V225H183ZM183 226H181V227H183ZM137 227H138V231H137V233H135V230ZM95 228H97V229H95ZM72 230L69 231V233L71 235H73L74 233H80V232L83 233V231L78 232V230H76V229H75V231L74 230L72 231ZM179 230H182V231L180 232ZM188 230H189V228H188ZM173 231L178 232L175 235H173V237H172V239L175 240L174 242H172L171 240L168 239L169 234ZM254 231H255V229H254ZM37 232L40 233L41 235L36 234ZM94 232H99V234L94 233ZM261 232L262 231H260V233ZM32 233L35 236H33ZM213 234L214 233H212V236L214 237L215 234L214 235ZM99 237H101V236L99 235ZM213 237H210V239H212ZM258 237H260V234ZM145 238L148 239V241L150 240V242H148ZM153 239H156L159 243H161V245L158 243L157 244L154 243L155 241L153 242L152 241ZM207 239H209V238H207ZM145 240H146V242H145ZM179 240H181V239H179ZM254 240L256 241V239H254ZM247 241H248V239H247ZM257 242H259V241H257ZM142 243H144V244L149 243V245L147 244L148 246H145ZM247 243L245 242L246 246H248V249L250 250L251 254L253 255L252 259H254L255 262L258 261L260 263L261 262L264 263V257L259 256V254L262 251L264 252V247L261 248L258 245V247L256 249L255 248L256 246L254 244H252V243L247 244ZM162 244H164V246H162ZM150 245H152V246H150ZM181 245H183V244L181 243ZM13 246H14V244H12V247ZM78 246H80V244H78ZM108 246H110V245H108ZM239 246H241V244ZM12 247H10V248L12 249ZM44 248L45 247L41 248L40 246H38V249L36 251H34V252H36L35 255H33V252H30L29 255H22L21 252H19L20 254L15 256L14 260L12 257H9V258L7 257L8 259L5 260L4 262L0 261V264H9V263L10 264H36V263L37 264H59L58 261H61V260H63V262H65V264H73L75 262L74 261L75 258L73 259L71 257L72 258L71 259L70 257H68L69 255L67 256L66 253H64V251L62 249L60 251L55 252L53 255L50 254V256L48 258H43L44 254L42 255L41 253L43 252ZM45 249L48 250L47 248H45ZM75 249H78V248H75ZM248 249H247V251H248ZM190 250H189V252L191 253L192 250L191 251ZM78 251H79V249H78ZM106 251H107V249H106ZM113 251H115V250H113ZM79 252H81V251H79ZM130 252H132L134 254V249L131 250ZM183 253H185V252H183ZM28 257H31V259H33V261H29ZM99 258H101V257L96 258L98 263H101V264L107 263V261H102V259L99 260ZM160 258H161V256H160ZM76 260H78V258H76ZM162 260H164V258ZM160 261H161V259H160ZM170 261L171 260L169 258L168 262H170ZM183 262H185V261L183 260ZM92 263H93V259L91 261L83 260L82 264H92ZM194 263H192V264H194ZM109 264H118V263L110 261ZM162 264H164V263H162Z\"/></svg>", "mask_w": 264, "mask_h": 264}, {"label": "snow or ice", "instance_id": "3", "mask_svg": "<svg viewBox=\"0 0 264 264\" xmlns=\"http://www.w3.org/2000/svg\"><path fill=\"white\" fill-rule=\"evenodd\" d=\"M130 6H131V7H137L136 4H135L134 2L131 3ZM7 7H9V8H16V9H17V15H16V17L13 18V32H14V34H18L19 31H20L21 29H20V27H19L18 25H16V21H19V20L22 19V17H21L20 14L24 12V9H23L22 7L17 6V5H7ZM4 11H5V5H4V3H3V0H0V13H3ZM137 11H140V9H139L138 7H137ZM141 15H142V13H141ZM23 19L26 20V14H25V16L23 17ZM77 19H78V17H77ZM258 19H260V22H261V23H264V19H261V18H258ZM141 22L143 23V21H141ZM81 27H83V25H81ZM145 27H147V26L145 25ZM28 31H29V32L31 31L30 26H29V28H28ZM133 39H134V40H138V37H135V35L133 34ZM249 39H251V40H253V41H257V40H259L260 38H259V37L252 36V37H249ZM11 43L15 44L16 41L13 40V41H11ZM30 43H31V45H32V47H33L34 49L38 48V45L35 43L34 39H30ZM262 43H264V41H262ZM118 46H119V45H118ZM4 47L7 48L8 45H4ZM141 49H142V51H143L146 55H147V53L149 52V49H148L147 46L141 45ZM253 51H255V50H253ZM32 55H33V56L39 55L40 57L44 58V53H43L42 50H40V51H38V52H37V51H34V52L32 53ZM260 55H261V56H264V50H262V51L260 52ZM201 59H204V58L201 57ZM244 59L247 61V60H250L251 57H250V56H245ZM154 60H159L160 63H163V61L160 59V57H159L158 55L155 56ZM48 62H51L50 59L48 60ZM154 66H155V64H154ZM57 74H58V73H57ZM53 83H55V81H53ZM22 86H23V85H22ZM154 91H155V90H154ZM69 92H71V89H69ZM73 101H76V102H79V103H84L83 101H79V98L75 97L74 94H72V96L70 97V99H69L68 102H69L70 105H72ZM84 107H85V109H86L87 112H93V110H92L90 107H88L87 104H84ZM129 107H130V106H129ZM2 114H3V107L0 106V115H2ZM84 114H85L84 112H81V113H80V117L82 118V117L84 116ZM126 114H127V113H125V115H126ZM65 115L67 116V118H68L69 120H73V121L76 120V117L68 115L67 110H65ZM240 115H243V113L241 112ZM99 119H100L99 115H96L95 113H93V122H94V123H98V122H99ZM245 119H247V117H245ZM232 123H235V121H232ZM100 131L103 133L104 136H108V133H107L106 131H104L103 128H100ZM84 132L87 133V132H88V129L85 128V129H84ZM221 134H223V132H221ZM0 136H2L6 141H8V140L10 139V138L6 135V133H4L3 128H2V125H0ZM73 139H77V138H76V137H73ZM109 139H111V138L109 137ZM64 142H65V143H68L67 139H65ZM13 143H14V142H13ZM111 146H112L113 148H115V144H114V143H113ZM6 155H7L6 152L0 154V164H2V165H3V168L5 169V171H0V177H4V178H5L4 182L0 183V188H4V187L6 186L7 180L14 179V178L11 177L10 175H8V173H7V171H6V170L9 168L10 163H11L9 160L6 159ZM26 155H27V154L24 153V156H26ZM19 158H20V157H18L17 159H19ZM97 158H99V153H97ZM217 159H219V156H217ZM73 162L75 163L76 161H73ZM86 163H92V161H87ZM125 167L128 168L130 171H132L133 174H134V171H135V170L131 168V165H128L127 163H125ZM116 170H117V169H115V168L113 169V171H116ZM260 170H261V171H264V165H261V169H260ZM240 171L242 172L243 169L241 168ZM125 176H126V180H125V182H126V183H130V178H128L127 173H125ZM232 179H235V175L232 176ZM254 183H255V181H254ZM241 187L243 188V185H242ZM85 191H87V187H86V186H85ZM132 194H133L134 196L137 195L135 188H133V193H132ZM16 195L19 196L20 193L17 192ZM28 195H32V193H28ZM9 199H12V197L9 196ZM36 199H37V200H40V197L37 196ZM89 199H90V198H89ZM43 202H44V203H48L49 201H43ZM139 203H140V201H139V198H138V196H137V200H136V202H133V203H132L133 208H136L137 205H138ZM0 207H2V206H0ZM77 207H79L78 204H77ZM56 211L59 212V211H61V209L57 207V208H56ZM93 211L97 212L101 217H103V218H105V220H107V214H106L102 209L94 208ZM185 215H186V216H190V213H185ZM139 217H140V219H143V218H144V212H143V208H142V206L139 208ZM117 223H119V222H117ZM121 227H123V226L121 225ZM113 231H114V230H113ZM124 231L126 232L127 229H125ZM105 242H111V243H113V244H116L121 250L123 249V241H121V240H117V239H113V236H112V235H109V236L107 237V241H105ZM156 264H160V262L157 260V261H156Z\"/></svg>", "mask_w": 264, "mask_h": 264}]
</instances>
